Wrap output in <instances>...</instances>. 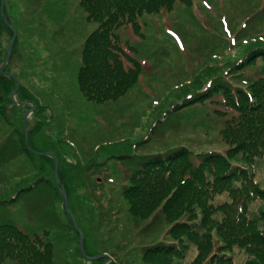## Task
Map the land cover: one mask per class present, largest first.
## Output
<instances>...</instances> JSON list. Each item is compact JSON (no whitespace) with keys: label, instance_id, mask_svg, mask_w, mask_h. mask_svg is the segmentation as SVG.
Instances as JSON below:
<instances>
[{"label":"rangeland","instance_id":"obj_1","mask_svg":"<svg viewBox=\"0 0 264 264\" xmlns=\"http://www.w3.org/2000/svg\"><path fill=\"white\" fill-rule=\"evenodd\" d=\"M6 7L17 37L5 69L28 87L32 101L47 107L39 112L44 122L33 136L34 146L30 144L40 151L56 152L70 163L89 164L78 179L87 183L76 189L72 201L67 193L68 202L84 233L87 254L108 256L92 258L82 253L80 234L68 217L63 194L55 195L51 186L41 182L13 202L2 201L44 174L36 169L43 157L30 156L20 146L18 129L21 124L24 131L22 123L29 110L23 111L21 120L23 104L17 90L9 94V100L0 101V223L14 222L28 233L48 229L55 246L54 264H110L113 260L149 264L143 258L145 246L172 241V223L160 207L147 218L132 216L123 208L127 203L122 188L130 183L140 155L175 143L195 149L228 147L222 137L225 117L213 112L209 102L161 119L158 109L174 87L189 82L201 69L234 62L251 42L264 41V0L177 1L171 10L142 16V34L130 25L120 27L119 39L131 45L133 50H127L141 62L142 72L127 93L104 101L88 99L77 78L84 41L97 26L87 20L80 0H6ZM13 35L2 29L0 66ZM262 64L264 58L246 67L244 76L234 77L233 82L245 83L246 75L256 76ZM257 165L264 185V160ZM78 194L89 195L83 196L81 206ZM114 205L122 208L103 211ZM197 254L190 243L178 264H202L205 258ZM233 254L239 263L246 260L238 248Z\"/></svg>","mask_w":264,"mask_h":264},{"label":"trees","instance_id":"obj_2","mask_svg":"<svg viewBox=\"0 0 264 264\" xmlns=\"http://www.w3.org/2000/svg\"><path fill=\"white\" fill-rule=\"evenodd\" d=\"M177 1L189 4L192 0H80L87 20L97 23L84 41L77 74L88 99L119 98L142 72L141 62L127 50L132 49L131 45L120 41L118 29L130 25L142 34V16L171 10ZM3 28L12 33L2 17L0 1V35ZM248 47L234 62L201 69L189 82L174 87L160 103L158 119L209 102L213 112L225 117L222 137L228 147L195 149L186 143H175L138 156L137 167L129 175L130 183L122 188L127 203L123 208L135 218H147L160 207L165 219L172 223L169 234L174 240L146 245L143 258L149 264H178L186 257L190 243L196 246L197 256L205 258L202 264H264V185L255 169L264 160V64L256 76L246 75L245 83L232 80L244 76L246 67L264 58V41L251 42ZM15 88L16 80L0 72V101L9 100ZM16 93L19 103L26 101L21 120L24 112L36 104L27 120L34 146L33 136L44 122L39 112L44 113L47 107L32 101V92L23 84ZM21 127L20 124V146L32 156L35 153L26 147ZM55 154L59 158L60 185L55 177V158L43 154L36 169L44 174L2 201L13 202L41 182L51 186L58 196H62V185L72 201L76 189L87 183L78 179L89 164H73ZM83 196L89 195L78 194V199L83 201ZM70 206L76 217L71 202ZM118 208L122 207L114 205L103 211L107 214ZM48 232L28 233L14 222L0 223V264H54L55 246ZM236 248L246 254V260H235ZM103 260L100 259L102 263ZM110 264L117 263L113 260Z\"/></svg>","mask_w":264,"mask_h":264},{"label":"water","instance_id":"obj_3","mask_svg":"<svg viewBox=\"0 0 264 264\" xmlns=\"http://www.w3.org/2000/svg\"><path fill=\"white\" fill-rule=\"evenodd\" d=\"M1 11H2V17H3L4 21L10 27V29H12V31L14 33L13 37L11 38L10 44L8 46V49H7L6 58L3 61L2 65L0 66V71L2 73H4V72L7 73L9 76L13 77L17 81V88L11 93L13 95V93L19 88L20 82L16 78V76L13 75L12 73H10L9 71H7L5 69V67H6V65H7L8 61L10 59V56H11V53H12V50H13L14 42H15V39L17 37V31H16L15 27L13 26V24L8 19V14H7V11H6V0H1ZM25 102L26 101H24L22 104H25ZM34 108H35V105H34ZM33 109H30L29 111L26 112V114L24 116V120H23L26 147L30 151L34 152V153H37V154H40V155L48 154V155H51V156H53L55 158V163H56V165H55V177H56L57 183L60 185L61 184V180L59 178V172H58L59 171V158L54 153H51V152H48V151H39V150L35 149L34 147H32L31 144H30L29 131H28V126H27V119L29 117L30 111H32ZM61 189H62V194H63V198H64V200H63L64 207L67 210V212L69 213L70 218L72 219L74 227L76 228V230L80 234V248H81V251H82V253L84 255L89 256L87 254V252L85 251V248H84V233H83L82 229L79 226L77 218L75 217L73 211L70 208V205H69V202H68V197H67V192H66L65 188L62 185H61ZM101 256H108V254L107 253H102V254H97V255L89 256V257L99 258Z\"/></svg>","mask_w":264,"mask_h":264}]
</instances>
